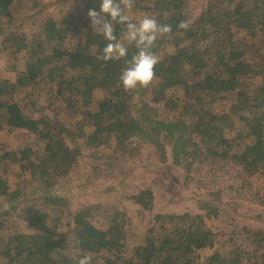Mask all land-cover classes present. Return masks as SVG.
I'll use <instances>...</instances> for the list:
<instances>
[{"label": "trees", "instance_id": "16d2710c", "mask_svg": "<svg viewBox=\"0 0 264 264\" xmlns=\"http://www.w3.org/2000/svg\"><path fill=\"white\" fill-rule=\"evenodd\" d=\"M14 1L0 0V50L27 56L14 79L0 78V130L34 135L44 147L0 151V201L8 208L2 215H15L33 230H15L5 237L0 229V264H78L65 254L70 248L91 253L93 262L103 264H264L261 228L240 229L229 221L230 249H219L216 221L234 214L214 193L222 183L227 191L244 188L240 197L264 210V188L251 184L253 177L264 174V0H208L197 14L192 13L193 0H135L137 11L171 24L173 32L158 39L153 49L161 61L155 68L158 79L148 88L128 91L120 75L135 46H129L125 59H96L107 41L93 32L87 13L99 12L100 0H82L84 12L78 14V8L69 16L62 14L61 23L49 20L36 42L27 40L25 24L14 15ZM182 20L190 22L189 30L177 29ZM115 27L119 36L121 26ZM240 30L250 43L236 39ZM96 91L103 98L91 109ZM220 102H227L229 110L217 112ZM134 139L157 165L183 171L184 187L196 190L192 200L200 211L163 212L152 186L134 189L130 196L127 183L114 180V193H127L138 208L142 240L137 244L128 241L127 211L109 204L70 211L69 231L39 209L16 216L22 172L41 181L44 205L61 212L66 201L51 191L56 179L60 182L78 165L82 149L95 169L99 152L112 151L119 158ZM97 174L91 176L102 181ZM252 189L255 195L248 192ZM107 208L111 215L97 213ZM100 215L110 220L107 230L93 223ZM237 235L250 239L253 247L242 250Z\"/></svg>", "mask_w": 264, "mask_h": 264}, {"label": "rangeland", "instance_id": "374dc122", "mask_svg": "<svg viewBox=\"0 0 264 264\" xmlns=\"http://www.w3.org/2000/svg\"><path fill=\"white\" fill-rule=\"evenodd\" d=\"M38 1L40 2L37 5H35L32 0H15L13 4L14 15L25 24V30L27 31L26 37L29 42H36L38 37L44 36L42 32L43 25L49 20L61 23L59 18L62 14H64V17L69 16L71 12L74 14L78 8H80L79 12H77L78 14L84 12L82 0ZM207 4L208 0H193L191 6L192 13L197 14V12L204 11ZM132 15L134 20H139L144 16V14L137 11L135 8L133 9ZM236 36V39L242 41L243 44L250 43L251 41L246 32L242 30L238 31ZM253 46H256V44H253ZM26 56V52H22L18 55H11L10 53L0 50V78L14 79L16 69L24 67ZM93 97L94 103L90 106L91 109L94 108V104L97 103L99 99L103 98V94L100 91H96ZM229 108L230 106L227 102H220L217 104L216 111L221 113L228 111ZM43 147L44 144L34 135L23 131L0 130V151L14 152L24 148H30L33 152H36L42 150ZM127 148L129 151L127 150L125 152L126 154L122 153V155H119V158H116L112 151L99 152L101 161L99 164L97 163L98 167L95 169L94 166L93 169L91 167L92 164H90L88 152L82 149V155L78 165L66 176V178L63 180L61 179L60 182L56 179L55 181H57V184L51 191L52 195L61 197L66 201V205H64L61 212L55 211L52 207L44 205L42 200L44 198V191L41 181H35L28 171L22 172L23 174L21 177L23 181H21L22 186L20 187L22 191L21 202H18V205L14 206L17 208L16 216H23L26 213L22 211L27 209H39L40 211L50 213L53 219L52 222L57 223L59 220L57 224L60 225L61 230L69 231L72 226V215L69 213L80 211L81 208L85 206L83 204L87 202V199L90 201V195L94 190L97 193H103V195H106V198H111L110 196H112L115 189L118 188L116 187L117 185L111 186L114 180L125 181L129 186L130 196L134 189L138 190L153 186L154 191L158 195L157 198L163 199L162 202H166L167 199L171 197L176 198L168 202L169 204L175 205L174 210L176 213L194 212L198 209L197 203L192 200L193 191L196 190L193 188L190 190L184 187L186 178L182 170H178L177 172L175 167L168 164L157 165V162L149 156L146 147L137 139L132 140ZM230 168L236 170V168L231 166ZM94 170L99 171L97 173L102 176L100 180L104 181L103 184L100 183L97 187L93 186V182L90 183L91 174L98 175ZM229 171L231 170L229 169ZM237 182L241 183L239 181ZM222 184L214 187V193L223 198L226 203H229L228 205L233 212L227 205H224V208L229 209L230 213L234 215L226 214V216L230 218H220L219 221H216L217 232L221 233L222 237L219 238L217 245L219 249L228 250L230 249L229 240L231 237L229 234L230 230L228 229L229 221L236 223L240 229L250 227L254 230L261 228L264 231V210L251 204L248 198L240 197V194L244 192V188H242L241 191H237L236 189L227 191L224 186H221ZM251 184L254 189L260 187L263 189L264 174L253 177L251 179ZM16 187V184L12 185V190ZM108 189L112 190L109 191ZM254 189H252V191L248 190V192L255 195ZM120 190L123 192L122 189ZM203 191L205 190H200V192ZM117 196L119 197V195ZM1 203L0 201V229L4 231L2 234H4L5 237L12 234V232L14 233L15 230L18 233H32L33 230L29 226V223L21 221V218H16L15 215H13L10 219H5L2 213L6 212L8 208ZM158 207L161 211L164 210L163 212H167L166 210L168 209H173V207H165L163 203ZM126 211L129 214L130 210ZM197 211H200V208ZM98 212H101L104 216H109L112 213V209H102L97 211V213ZM102 215L95 216L93 223L99 228L107 230L110 226V220L108 217ZM58 216H60V219H58ZM129 217L131 223L127 225V229L130 231L128 241H134L133 244H137L142 240L140 239V223L137 218V211L132 213ZM2 224L3 226H1ZM239 238L241 242H239L237 246L242 250L249 251L253 247L250 239H246L243 236L238 237V235L234 239L239 241ZM210 253L212 252H208L209 255ZM65 254L75 260H79L83 257L80 252L73 248H70ZM92 264L103 263L102 260L96 259V261H92Z\"/></svg>", "mask_w": 264, "mask_h": 264}, {"label": "clouds", "instance_id": "9594fccd", "mask_svg": "<svg viewBox=\"0 0 264 264\" xmlns=\"http://www.w3.org/2000/svg\"><path fill=\"white\" fill-rule=\"evenodd\" d=\"M100 3L99 12L90 9L87 13L93 32L107 41L102 53L96 57L97 61L125 59L129 46L134 45L137 51L130 60H126L120 82L126 91L150 87L158 79L155 68L161 62L153 49L158 39L170 36L173 32L172 25L159 23L154 16L148 14L134 20L132 12L135 0H100ZM116 25H120L122 29L119 36ZM190 27L187 20H182L177 25L178 30L187 31ZM92 259L91 253L84 254L78 264H91Z\"/></svg>", "mask_w": 264, "mask_h": 264}, {"label": "crops", "instance_id": "0c3cea01", "mask_svg": "<svg viewBox=\"0 0 264 264\" xmlns=\"http://www.w3.org/2000/svg\"><path fill=\"white\" fill-rule=\"evenodd\" d=\"M90 178H91L90 179V183L93 182V186L94 187H97L100 182H104V181L97 182L95 180L96 177H94V175H92ZM153 190H154V188H153ZM110 197L111 198H106V195H103V193H97L94 190L93 193L90 195V201H89V199H87V202H85V204H83V205L87 206V205L100 204V205H104L105 206L106 204H109L110 206H113V209H118L119 208L121 211H126V209L128 211L130 210L129 214L127 212V214L129 216H131L132 213H134L135 211L138 210L137 206H135L133 204V202L131 200H129L127 198V195H125L124 193L122 195H120L119 197L114 193ZM156 197H158L157 194H156ZM174 199H176V198H172L171 197V198L167 199L166 202H164V201L162 202L163 199L156 198V206H159L161 203H163V205L165 207H170V208L173 207V209L166 210L168 213L169 212H175V210H174V208H175L174 206L175 205L168 203V202H170L171 200H174ZM73 212H75V211H73ZM177 213H179V212H177Z\"/></svg>", "mask_w": 264, "mask_h": 264}]
</instances>
